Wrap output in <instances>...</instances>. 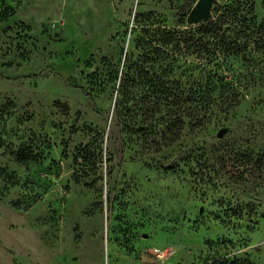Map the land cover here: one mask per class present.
Segmentation results:
<instances>
[{"label": "rangeland", "instance_id": "1", "mask_svg": "<svg viewBox=\"0 0 264 264\" xmlns=\"http://www.w3.org/2000/svg\"><path fill=\"white\" fill-rule=\"evenodd\" d=\"M195 1L0 0V264H264V46Z\"/></svg>", "mask_w": 264, "mask_h": 264}, {"label": "trees", "instance_id": "2", "mask_svg": "<svg viewBox=\"0 0 264 264\" xmlns=\"http://www.w3.org/2000/svg\"><path fill=\"white\" fill-rule=\"evenodd\" d=\"M189 5L180 6L179 10H185ZM151 15V14H148ZM214 19L206 21L202 24L195 34L187 37L186 34L182 36L180 30L177 28H172L168 30V33L174 35V39L177 42H183L187 44L190 41L191 45L197 46L200 50L199 43L214 41V46L211 48V53L218 55L220 52L226 54H236L240 56L243 61H248L252 50L259 49L258 45L261 43L264 46V22H258L256 14L254 11V5L249 0H229V2H224L214 11ZM210 33L209 38L203 36V32ZM144 32H149V29H144ZM229 32V34H226ZM200 33V34H199ZM144 33L140 40V44H145ZM251 46H254L252 48ZM247 53V54H246ZM127 72L129 73V66L127 67ZM126 72V73H127ZM122 78H120V85L122 83ZM220 80L216 79L212 82L210 94L204 91L205 86H201L198 90V97L201 103L212 99V92L214 90H220L219 83ZM223 89H231L232 93L235 94L233 88L227 86V83H223ZM211 101V100H210ZM210 103V102H209ZM18 159L26 162L28 159L21 152L18 153ZM213 264H250L244 262H237L235 260L227 262L218 261Z\"/></svg>", "mask_w": 264, "mask_h": 264}, {"label": "water", "instance_id": "3", "mask_svg": "<svg viewBox=\"0 0 264 264\" xmlns=\"http://www.w3.org/2000/svg\"><path fill=\"white\" fill-rule=\"evenodd\" d=\"M214 1L215 0H196L186 15V21L191 24L208 18Z\"/></svg>", "mask_w": 264, "mask_h": 264}, {"label": "built area", "instance_id": "4", "mask_svg": "<svg viewBox=\"0 0 264 264\" xmlns=\"http://www.w3.org/2000/svg\"><path fill=\"white\" fill-rule=\"evenodd\" d=\"M159 252V254H162V252L160 250H157Z\"/></svg>", "mask_w": 264, "mask_h": 264}]
</instances>
